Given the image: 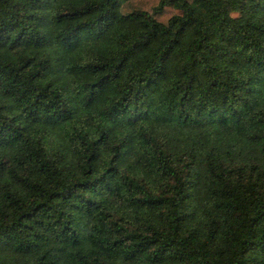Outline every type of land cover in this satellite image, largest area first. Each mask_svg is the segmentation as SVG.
<instances>
[{"label":"trees","instance_id":"trees-1","mask_svg":"<svg viewBox=\"0 0 264 264\" xmlns=\"http://www.w3.org/2000/svg\"><path fill=\"white\" fill-rule=\"evenodd\" d=\"M0 0V264H264V0Z\"/></svg>","mask_w":264,"mask_h":264},{"label":"rangeland","instance_id":"rangeland-1","mask_svg":"<svg viewBox=\"0 0 264 264\" xmlns=\"http://www.w3.org/2000/svg\"><path fill=\"white\" fill-rule=\"evenodd\" d=\"M147 1H148V0H147ZM147 1H146V2H147ZM152 1H154V0H152ZM148 2L150 3V0H149Z\"/></svg>","mask_w":264,"mask_h":264}]
</instances>
